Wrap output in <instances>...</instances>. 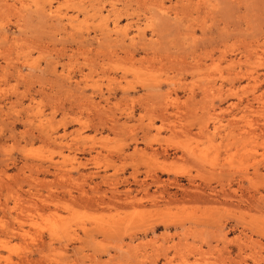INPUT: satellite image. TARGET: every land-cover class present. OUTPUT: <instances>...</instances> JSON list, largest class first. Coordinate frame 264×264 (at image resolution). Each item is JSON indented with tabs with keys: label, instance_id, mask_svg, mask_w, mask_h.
Masks as SVG:
<instances>
[{
	"label": "rangeland",
	"instance_id": "obj_1",
	"mask_svg": "<svg viewBox=\"0 0 264 264\" xmlns=\"http://www.w3.org/2000/svg\"><path fill=\"white\" fill-rule=\"evenodd\" d=\"M0 264H264V0H0Z\"/></svg>",
	"mask_w": 264,
	"mask_h": 264
}]
</instances>
